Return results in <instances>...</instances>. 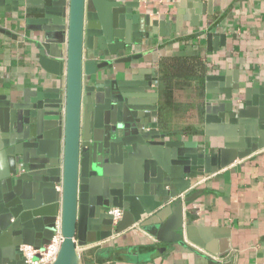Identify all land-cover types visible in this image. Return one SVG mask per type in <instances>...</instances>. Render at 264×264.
Instances as JSON below:
<instances>
[{"label":"water","instance_id":"obj_1","mask_svg":"<svg viewBox=\"0 0 264 264\" xmlns=\"http://www.w3.org/2000/svg\"><path fill=\"white\" fill-rule=\"evenodd\" d=\"M1 7L25 21L47 78L0 100V264H24L21 246L43 247L57 222L64 239L52 264H83L82 247L136 223L184 245L183 206L195 192L179 195L199 175L264 147V90L255 99L229 83V72L207 76L223 82L224 98L207 103V126L220 124L224 136L210 150L162 126L157 102L145 99L157 76L142 84L115 77L117 64L142 57L131 53L136 46L181 23L135 11L139 0H0ZM63 75L62 87L54 78ZM242 92L240 105L234 95ZM111 207L123 210L116 224Z\"/></svg>","mask_w":264,"mask_h":264},{"label":"crops","instance_id":"obj_2","mask_svg":"<svg viewBox=\"0 0 264 264\" xmlns=\"http://www.w3.org/2000/svg\"><path fill=\"white\" fill-rule=\"evenodd\" d=\"M139 2L135 11L182 25L179 31L136 46L131 53L142 57L117 64L115 77L142 84L157 76L145 99L157 102L162 126L177 138L205 140L207 149L221 147L220 124L207 126L205 117L208 102L224 101L217 93L223 82L207 76L229 72V83L239 82L241 91L250 88V95L258 98L264 90V0H212L211 13L208 0ZM14 15L1 7L2 101L15 100L25 88L47 78L32 52L25 21ZM166 57H201L206 71L202 76H174L165 84L160 65ZM54 79L65 86V75ZM244 94L234 95L240 105ZM197 180L186 193L195 196L183 206L184 245L164 243L136 223L82 247L83 264L257 263L264 256V147L199 175L193 183Z\"/></svg>","mask_w":264,"mask_h":264},{"label":"built area","instance_id":"obj_3","mask_svg":"<svg viewBox=\"0 0 264 264\" xmlns=\"http://www.w3.org/2000/svg\"><path fill=\"white\" fill-rule=\"evenodd\" d=\"M203 178H205V176ZM196 183H198V180L192 183V185L179 196L183 198ZM109 213L113 215V221L116 224L122 218L123 210L119 207H111ZM63 239L64 237L61 231L60 222H57L55 232L49 243L41 248H36L33 245L21 246L24 256V264H52L59 253Z\"/></svg>","mask_w":264,"mask_h":264},{"label":"trees","instance_id":"obj_4","mask_svg":"<svg viewBox=\"0 0 264 264\" xmlns=\"http://www.w3.org/2000/svg\"><path fill=\"white\" fill-rule=\"evenodd\" d=\"M160 71L161 80L168 84L174 76H202L206 71V65L201 57H166L161 61Z\"/></svg>","mask_w":264,"mask_h":264}]
</instances>
